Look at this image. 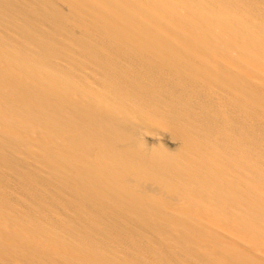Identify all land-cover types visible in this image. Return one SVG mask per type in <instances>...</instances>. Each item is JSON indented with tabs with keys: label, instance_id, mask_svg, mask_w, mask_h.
<instances>
[{
	"label": "bare ground",
	"instance_id": "bare-ground-1",
	"mask_svg": "<svg viewBox=\"0 0 264 264\" xmlns=\"http://www.w3.org/2000/svg\"><path fill=\"white\" fill-rule=\"evenodd\" d=\"M0 264H264V0H0Z\"/></svg>",
	"mask_w": 264,
	"mask_h": 264
}]
</instances>
